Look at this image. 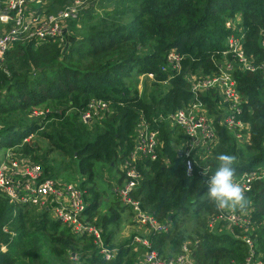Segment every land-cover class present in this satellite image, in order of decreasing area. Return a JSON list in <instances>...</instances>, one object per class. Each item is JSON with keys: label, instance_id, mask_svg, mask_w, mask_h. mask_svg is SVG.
<instances>
[{"label": "trees", "instance_id": "1", "mask_svg": "<svg viewBox=\"0 0 264 264\" xmlns=\"http://www.w3.org/2000/svg\"><path fill=\"white\" fill-rule=\"evenodd\" d=\"M229 19L236 26H228ZM80 23L83 28L65 51L55 41L20 43L8 51L9 73L0 74V147L22 145L18 152L56 179L65 167L56 171L48 152L41 154L40 145L24 142L27 137L38 134L76 160L84 176L80 187L88 218L117 252L105 259L91 237L75 235L49 210L12 204L0 191V264H49L50 259H41L46 252L65 264H139L147 248L122 237L132 220L130 207L114 191L103 199L107 194L94 183L98 162L116 166L130 160L141 121L160 130L163 145L156 159L143 155L138 162L143 178L132 195L170 224L167 232L150 236L151 249L172 257L189 242L198 264H242L249 248L240 236L247 235L264 258V179L247 196L251 225L211 228L209 219L219 211L207 196L209 175L199 166L187 175L177 148L181 140L174 139L179 129L172 130L165 120L194 101L186 73L214 72L230 35L241 38L257 63L264 62V0H92ZM172 48L184 56V71L170 78L162 67ZM149 73L156 79L145 80L140 93L139 78ZM235 78L247 99L242 118L251 124V141L238 143L219 126L209 174L220 153L235 157V176L264 165V73L237 71ZM206 94L201 99L213 106L212 93ZM91 99L109 101L112 112L88 126L79 113ZM35 109L43 114L34 116ZM124 177L122 172L119 183Z\"/></svg>", "mask_w": 264, "mask_h": 264}, {"label": "built area", "instance_id": "2", "mask_svg": "<svg viewBox=\"0 0 264 264\" xmlns=\"http://www.w3.org/2000/svg\"><path fill=\"white\" fill-rule=\"evenodd\" d=\"M50 1L0 2V74L9 73L5 66L6 55L16 44L35 42L41 45L44 42L68 41L71 37L70 26H79L78 22L83 12L90 7L92 0H61V5L54 9L50 8ZM236 24L232 19L227 21L228 26ZM261 36V46L264 48V31ZM226 44L227 49L217 60V69L214 72L207 75L190 71L186 73L185 77L194 93V101L165 119L172 130L176 127L179 129L178 137L175 136L174 139L181 140L177 148L187 175H191L198 166L203 175H212L209 174L212 169L209 160L219 142V126L227 128L238 143L251 141V124L242 118L247 99L238 88L235 74L237 71L264 73V62L257 63L255 57L248 55L241 38L235 35H230ZM183 60L184 56L172 48L167 53L162 69L170 73V78L172 73L181 74L184 71ZM142 76L156 79L153 73ZM207 92L212 93L213 106L201 99ZM111 112L109 101L91 99L86 108L80 111L79 118L84 124L92 126ZM32 114L39 116L43 111L35 109ZM32 136L27 137L24 142ZM162 145L160 130L152 129L146 121H141L137 127L135 148L130 160L121 164L120 169L125 173V177L124 181L114 188V192L132 211V220L127 227H144L149 233L147 236L131 233L127 240H130L131 244L147 248L139 264H198L192 255L189 242L184 243L181 251L172 257L160 256L157 251L151 249L150 236L167 232L170 224L160 221L132 195V191L140 185L143 178L137 168L138 162L143 155L156 159ZM263 179L264 165L240 176L234 175L235 182L245 190L246 197L253 190L255 182ZM0 191L12 204L35 205L41 210H49L55 219L63 222L75 235L91 237L98 253L105 259L115 257L117 248L106 242L101 228L88 218L85 191L79 183L45 176L41 163L36 162L30 155L8 148L0 160ZM219 223L229 227H247L251 225L250 210L219 211L209 219V226L214 228ZM240 237L249 248L242 264H264V258L257 253L254 241L247 235Z\"/></svg>", "mask_w": 264, "mask_h": 264}, {"label": "rangeland", "instance_id": "3", "mask_svg": "<svg viewBox=\"0 0 264 264\" xmlns=\"http://www.w3.org/2000/svg\"><path fill=\"white\" fill-rule=\"evenodd\" d=\"M61 0H51L50 4L52 9L57 8L61 5ZM112 9V8H111ZM81 20V19H80ZM79 26H70V39L64 43H60V48H64L63 51L68 49L70 42L72 39L75 38V35H77V31L82 29V24L80 21L78 22ZM82 27V28H81ZM78 28V30L76 29ZM80 28V29H79ZM78 36V35H77ZM53 43V42H52ZM57 43V42H54ZM65 44V45H64ZM7 70L8 67L6 66ZM9 71V70H8ZM142 78V75L139 78V83ZM28 141L31 143H36L40 145L41 150L40 153L43 154L44 151L48 152V160L51 161L52 165H54L55 170L61 169V167H65L64 169L61 170L62 176L59 177L60 181L65 180V182H77L81 183L82 180H84V176L80 174L78 170V164L77 161L74 160V162L71 160V157L69 156H64L59 149L54 148L47 140L41 138L38 134H34L31 139L28 138ZM22 145L17 146L14 148V150L20 151L19 148H21ZM52 147V148H51ZM5 153V148L0 147V159L3 157V154ZM23 153V152H20ZM39 153V154H40ZM24 154V153H23ZM27 155V154H24ZM121 165L117 164L116 166H112L111 164L105 163V162H98L96 166V174H95V183L94 186L96 189L100 190L103 192V194H107L103 199H106L107 196L111 195V192L114 191V188L117 186L119 183L120 177H121ZM226 225V224H223ZM226 227L229 229V226L226 225ZM4 231H8L4 228ZM2 250L6 251L7 247L6 245L2 246ZM44 262L49 260V264H65L64 261L60 259H52V257L49 255V253H45L42 258Z\"/></svg>", "mask_w": 264, "mask_h": 264}, {"label": "clouds", "instance_id": "4", "mask_svg": "<svg viewBox=\"0 0 264 264\" xmlns=\"http://www.w3.org/2000/svg\"><path fill=\"white\" fill-rule=\"evenodd\" d=\"M234 163V156L220 153L213 174L204 181L209 200L221 212H242L247 204L245 190L234 180Z\"/></svg>", "mask_w": 264, "mask_h": 264}, {"label": "crops", "instance_id": "5", "mask_svg": "<svg viewBox=\"0 0 264 264\" xmlns=\"http://www.w3.org/2000/svg\"><path fill=\"white\" fill-rule=\"evenodd\" d=\"M150 79L151 81H155V79H151L150 77L148 76H142L141 80H140V83H139V89H140V93H142L143 91V88H144V82L145 80L147 79ZM164 83H167V82H164ZM129 226L126 225L125 229L123 230L122 232V237L127 240V236H130L131 233H139L141 235H145L147 236L149 233L148 231L144 228V227H127ZM151 235V234H150Z\"/></svg>", "mask_w": 264, "mask_h": 264}]
</instances>
